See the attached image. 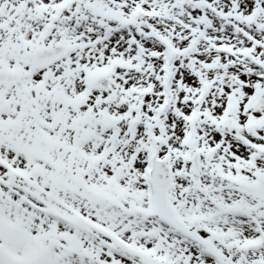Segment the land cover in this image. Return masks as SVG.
I'll list each match as a JSON object with an SVG mask.
<instances>
[{
  "label": "snow or ice",
  "instance_id": "1",
  "mask_svg": "<svg viewBox=\"0 0 264 264\" xmlns=\"http://www.w3.org/2000/svg\"><path fill=\"white\" fill-rule=\"evenodd\" d=\"M0 264H264V0H0Z\"/></svg>",
  "mask_w": 264,
  "mask_h": 264
}]
</instances>
